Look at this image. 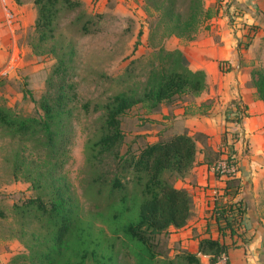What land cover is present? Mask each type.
Listing matches in <instances>:
<instances>
[{
    "label": "rangeland",
    "instance_id": "obj_1",
    "mask_svg": "<svg viewBox=\"0 0 264 264\" xmlns=\"http://www.w3.org/2000/svg\"><path fill=\"white\" fill-rule=\"evenodd\" d=\"M112 1L103 12L94 5L96 1L84 2L87 16L80 21L75 20L78 12H64L56 38L35 46L34 0H0V24L6 22L0 29V105L21 117L43 112L39 102L57 90L56 80L50 83L49 77L61 58L65 59L66 83L71 84V98L60 129V139H67V144L63 154L50 157L58 160L59 166L52 181L41 174L47 173L40 162L48 152L43 145L44 135L38 132L13 137L0 128V264H11L16 254L29 252L31 246L42 248L48 235L47 220L39 217L35 208L22 211V202L16 204L15 200L42 197L48 202L59 186L76 205L83 229L80 234L85 229L92 233L89 251L96 250L106 264H140L139 244L130 240L123 228L138 219V206L144 196L134 172L122 170L121 164L124 158L138 155L159 132L164 135L170 129L165 109L169 116L184 102L190 111L197 109L193 106L197 96L178 95L163 103L159 111L141 103L133 106L121 115L123 143L115 152L96 156L91 145L102 135L109 102L120 93L143 92L147 75L156 63L153 50L159 45L158 38L150 39L152 17L146 3L139 0L130 6V0H124L119 7ZM139 8L145 12L144 18ZM87 18L93 22L84 32L81 23ZM178 39L187 42L171 36L164 44L173 49ZM58 76L55 74L54 79ZM20 160L25 164L18 169ZM117 176L126 187L125 199L121 192L109 190ZM185 176L165 174L173 184ZM171 234L169 229L160 236V254L150 264H189L186 249ZM75 246L81 247L78 243ZM64 260L81 263L76 250L66 253ZM94 263L90 256L82 264Z\"/></svg>",
    "mask_w": 264,
    "mask_h": 264
},
{
    "label": "trees",
    "instance_id": "obj_2",
    "mask_svg": "<svg viewBox=\"0 0 264 264\" xmlns=\"http://www.w3.org/2000/svg\"><path fill=\"white\" fill-rule=\"evenodd\" d=\"M147 11L152 20L150 24V39H159L153 55L155 64L149 71L141 94L120 93L113 97L107 106L104 117L102 135L92 142V150L96 156L108 152H115L124 141L121 115L137 104H143L152 110L159 111L165 102L172 101L178 95L199 96L207 89V74L204 70H193L189 66L184 52L179 49H168L164 41L176 36L186 41L195 38L199 30L212 17L211 7H206V0H144ZM37 8L35 31L37 45L48 43L56 38L58 22L64 12H78L75 20L87 16L82 0H34ZM93 21L87 18L81 23L84 32H88ZM255 33V27H252ZM252 31L248 32V35ZM253 33V34H254ZM252 36V35H251ZM49 77V82L56 80L58 85L54 93H47L40 100L43 112L35 116L21 117L14 115L10 108L0 105V128L8 131L13 137L27 136L38 132L44 135V147L48 150L45 159H41L47 173H41L52 181L58 170V160L50 159L53 155L64 153L67 139H60L61 126L66 105L70 101L69 90L71 84L66 83V69L62 62ZM55 74L59 76L54 79ZM252 82L257 88L260 99L264 101V63L252 70ZM237 104V103H236ZM239 116L235 118L242 123L243 109L238 106ZM241 131V130H240ZM240 131H232L233 138H240ZM64 134V133H63ZM201 134L190 135L186 132L175 133L163 137L158 141L148 143L138 155L124 158L122 170L131 169L136 182L141 185L143 199L138 206V219L128 223L123 233L132 241L139 244L138 254L140 264L150 262L160 254L157 250L160 236L171 227L177 229L187 225L192 216V197L189 191L165 178V174L185 176L193 167L198 151L197 140ZM94 153V152H93ZM117 153V152H116ZM222 153V152H221ZM54 160V161H53ZM239 160H237L238 163ZM51 163V166H48ZM25 164L19 161L17 168ZM41 165L35 164V166ZM43 170V169H42ZM40 172V171H39ZM218 176L221 174L218 173ZM227 189L239 188L237 176L226 179ZM109 190L121 192L126 197V187L117 176L109 184ZM22 211L35 208L39 217L47 220L48 235L44 238L42 248L30 247L29 252L16 254L11 264H73L64 260V255L76 250L81 257L82 264L91 256L94 264H106L104 259L97 256V251H89L92 243V233L87 229L80 234L81 219L71 196L59 186L55 190L54 198L46 202L42 197L15 200ZM240 202L229 201L214 210L219 221L226 224L222 227L224 233L229 230L233 235L243 231L244 209ZM232 217V219H231ZM75 243L81 247H76ZM227 250V245L212 238L200 241L199 251L211 255V263L216 257ZM185 258L189 264H203L197 253L187 251ZM78 264V263H77Z\"/></svg>",
    "mask_w": 264,
    "mask_h": 264
},
{
    "label": "crops",
    "instance_id": "obj_3",
    "mask_svg": "<svg viewBox=\"0 0 264 264\" xmlns=\"http://www.w3.org/2000/svg\"><path fill=\"white\" fill-rule=\"evenodd\" d=\"M94 1L101 12L113 2ZM135 1L139 0H130L128 5L137 4ZM124 2L115 0L119 7ZM206 7H211L212 17L193 40L181 43L178 39L173 49L184 52L191 69L206 72L207 89L196 97L193 106L197 109L190 111L185 102L174 110V115L169 116L165 109L170 129L164 135L159 132L150 143L175 133L201 134L195 164L185 181L175 184L189 191L192 216L185 227L170 228L173 238L193 253L199 251L202 239H216L227 245L229 264H264V101L251 75L264 63V0H209ZM138 12L144 18V10L139 8ZM250 26L256 29L252 36L246 28ZM238 106L245 113L239 126L235 123ZM231 128L241 130V136L228 145L226 136ZM223 147L233 150L239 160V188L233 187L227 193L226 181L212 168L221 158ZM229 201L240 202L244 209L241 234L232 235L229 230L224 233L226 223L213 215L214 207ZM200 260L203 264L211 262L210 257Z\"/></svg>",
    "mask_w": 264,
    "mask_h": 264
},
{
    "label": "built area",
    "instance_id": "obj_4",
    "mask_svg": "<svg viewBox=\"0 0 264 264\" xmlns=\"http://www.w3.org/2000/svg\"><path fill=\"white\" fill-rule=\"evenodd\" d=\"M233 17H234V19L236 20V18H235V16L233 15ZM247 28V30L250 32V31H252L251 33L253 34L254 33V31H253V29H252V27L250 26V27H246ZM252 34H250V36L252 35ZM223 66H227V63L226 62H223ZM239 109H237V113H236V117L237 116H239L240 114H239V111H238ZM244 115H245V113L244 112H242V116L244 117ZM235 123H236V125L237 126H239L238 125V122L235 120ZM237 129V128H236ZM236 129H232L231 128V130L228 132V136H226L227 137V139H228V137H229V141H227V144L228 145H232L234 142H235V140H237V139H235V138H233V132L232 131H234V130H236ZM237 131V130H236ZM224 149H222V156H221V158L220 159H218L217 160V162L216 163H214V165H213V171H214V173H215V175L216 176H218L217 174L218 173H220L221 175L220 176H218L219 178H223L225 181H226V179H228V178H231V177H234V176H237V174H238V172H239V161H238V163H237V160H238V158H237V156H236V154H235V152L233 151V150H231V149H228V148H226V147H223ZM227 184V183H226ZM225 192L227 193L228 192V189H227V185H226V187H225ZM219 206H216V207H214L213 208V210H212V212H213V215H215L214 214V210L216 209V208H218ZM231 219H232V217H231ZM197 255H198V257H210L211 258V256L210 255H208V254H206V253H202V252H200V251H197ZM229 259H230V256H229V253H228V251L227 250H225V251H222L217 257H216V259H215V261H214V263H209V264H229Z\"/></svg>",
    "mask_w": 264,
    "mask_h": 264
}]
</instances>
